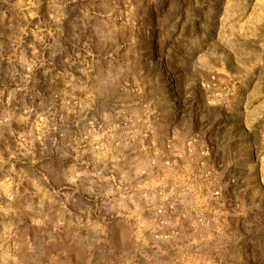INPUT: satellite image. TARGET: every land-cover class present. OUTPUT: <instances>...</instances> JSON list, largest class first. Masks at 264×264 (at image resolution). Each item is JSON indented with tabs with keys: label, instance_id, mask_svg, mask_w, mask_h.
<instances>
[{
	"label": "rangeland",
	"instance_id": "1",
	"mask_svg": "<svg viewBox=\"0 0 264 264\" xmlns=\"http://www.w3.org/2000/svg\"><path fill=\"white\" fill-rule=\"evenodd\" d=\"M247 2L0 0V264H264Z\"/></svg>",
	"mask_w": 264,
	"mask_h": 264
},
{
	"label": "crops",
	"instance_id": "2",
	"mask_svg": "<svg viewBox=\"0 0 264 264\" xmlns=\"http://www.w3.org/2000/svg\"><path fill=\"white\" fill-rule=\"evenodd\" d=\"M255 6L264 7V1L259 0H248V7L250 10H248L243 16H237L233 19L234 23H242L243 24V30L247 32V34H250V36L254 35L255 38H262L264 40V12L262 13V16L260 17H254L251 13V3ZM263 4V5H262ZM248 8V9H249ZM249 38H252L250 37Z\"/></svg>",
	"mask_w": 264,
	"mask_h": 264
}]
</instances>
